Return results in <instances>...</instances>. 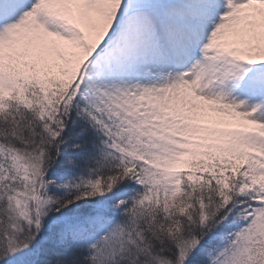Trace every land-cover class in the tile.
Segmentation results:
<instances>
[{
    "label": "snow or ice",
    "instance_id": "6c2138e0",
    "mask_svg": "<svg viewBox=\"0 0 264 264\" xmlns=\"http://www.w3.org/2000/svg\"><path fill=\"white\" fill-rule=\"evenodd\" d=\"M0 264H264V0H0Z\"/></svg>",
    "mask_w": 264,
    "mask_h": 264
}]
</instances>
